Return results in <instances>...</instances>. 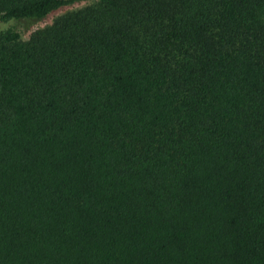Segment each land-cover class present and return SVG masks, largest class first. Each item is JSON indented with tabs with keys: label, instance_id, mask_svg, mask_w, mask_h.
<instances>
[{
	"label": "trees",
	"instance_id": "trees-1",
	"mask_svg": "<svg viewBox=\"0 0 264 264\" xmlns=\"http://www.w3.org/2000/svg\"><path fill=\"white\" fill-rule=\"evenodd\" d=\"M0 264H264V0H0Z\"/></svg>",
	"mask_w": 264,
	"mask_h": 264
},
{
	"label": "rangeland",
	"instance_id": "rangeland-1",
	"mask_svg": "<svg viewBox=\"0 0 264 264\" xmlns=\"http://www.w3.org/2000/svg\"><path fill=\"white\" fill-rule=\"evenodd\" d=\"M89 3H91V1L80 2V3H75L72 5L66 6V7L61 8L60 10H58L54 13L49 14L44 19L34 21L30 25H28V23H26L25 21L14 22L12 19L0 20V32L14 28L19 32L22 39H28V37L32 31L39 29V28H43V27L51 24L54 21V19L57 18L58 16L66 13V12L74 11V10H77L79 8H82Z\"/></svg>",
	"mask_w": 264,
	"mask_h": 264
}]
</instances>
